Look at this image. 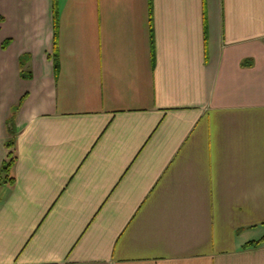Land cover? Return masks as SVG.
Returning a JSON list of instances; mask_svg holds the SVG:
<instances>
[{
  "label": "crops",
  "instance_id": "crops-1",
  "mask_svg": "<svg viewBox=\"0 0 264 264\" xmlns=\"http://www.w3.org/2000/svg\"><path fill=\"white\" fill-rule=\"evenodd\" d=\"M12 138L0 264H264V0H0Z\"/></svg>",
  "mask_w": 264,
  "mask_h": 264
},
{
  "label": "trees",
  "instance_id": "trees-1",
  "mask_svg": "<svg viewBox=\"0 0 264 264\" xmlns=\"http://www.w3.org/2000/svg\"><path fill=\"white\" fill-rule=\"evenodd\" d=\"M10 43V39L9 40H6L4 43H3V48H6V46ZM26 58H28L27 55H23L21 60L23 63H25V60ZM24 66V65H23ZM23 77H31L32 74L31 73H26L25 71H23V74H22ZM21 103V102H20ZM19 103V105H20ZM18 108V106H16L14 108V110H16ZM12 121V120H10ZM7 147H8V152H7V156L3 162V165L0 167V185L1 184H4V183H7V182H10L12 183L14 180H15V177L12 175L13 172V167H14V164L16 162V159H17V155L15 153V149H14V139H10L8 142H7ZM264 242V236L259 239V240H253V241H250L247 243V246L249 245H259L261 243Z\"/></svg>",
  "mask_w": 264,
  "mask_h": 264
}]
</instances>
